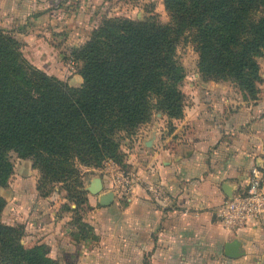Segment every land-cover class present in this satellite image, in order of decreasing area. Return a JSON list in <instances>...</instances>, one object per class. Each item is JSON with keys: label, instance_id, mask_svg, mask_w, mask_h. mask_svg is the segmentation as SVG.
<instances>
[{"label": "crops", "instance_id": "crops-1", "mask_svg": "<svg viewBox=\"0 0 264 264\" xmlns=\"http://www.w3.org/2000/svg\"><path fill=\"white\" fill-rule=\"evenodd\" d=\"M148 2L155 12L164 10L162 0H0V28L51 74L50 63L60 62L57 48L83 43L102 17L143 19ZM75 79L82 83L80 74ZM202 86L191 91L182 117L156 112L127 139L121 166L140 178L130 196L115 194L102 168H85L91 176L81 187L83 236L73 211L60 206L64 193L62 201L40 196L37 170L22 159L28 168L14 167L0 195L20 218L24 237L47 245L57 264H264V214L237 232L217 214L227 194L244 189L251 168L264 166V102L231 105L224 88ZM96 177L101 189H85ZM146 182L159 186L160 198ZM108 191L113 194L105 199ZM234 239L238 255L227 256L225 244Z\"/></svg>", "mask_w": 264, "mask_h": 264}, {"label": "trees", "instance_id": "trees-1", "mask_svg": "<svg viewBox=\"0 0 264 264\" xmlns=\"http://www.w3.org/2000/svg\"><path fill=\"white\" fill-rule=\"evenodd\" d=\"M169 22L152 8L141 20L102 17L89 37L69 48L80 86H69L32 63L24 46L0 28V187L13 172L10 153L30 160L36 188L48 196L65 191L61 208L72 210L83 236L86 192L80 166L100 168L106 159L124 166L121 135L132 136L153 110L182 117L183 65L177 42L191 32L197 68L211 80L231 79L254 98L260 80L255 55L264 49V0H162ZM264 183V170H263ZM70 203L75 207L70 208ZM6 204L0 195V213ZM23 228L0 221V264H57L44 243L24 246Z\"/></svg>", "mask_w": 264, "mask_h": 264}, {"label": "rangeland", "instance_id": "rangeland-1", "mask_svg": "<svg viewBox=\"0 0 264 264\" xmlns=\"http://www.w3.org/2000/svg\"><path fill=\"white\" fill-rule=\"evenodd\" d=\"M153 6L155 8V5L153 3L148 2V4L146 5V8L150 9ZM156 14H157L158 21H160L162 23L169 22L170 17L167 14V12L164 11L163 9L158 10L156 12ZM262 15H264V12L262 11L261 8H259V9L254 10V12L251 13L250 17L252 19H257L258 17H260ZM90 32L91 31H89V35H90ZM89 35H88V37H89ZM59 48H57V53H58L57 57H58L60 62L55 63V61H53V63H50V66L55 67L56 70H55V72H52L51 74L49 73V75H52V76L60 79L61 81L65 82L67 85L73 87V86L78 84V81H76L75 76L77 74H79V72H78L79 67L77 64H75V66H74V64L72 63V61L70 59V56L64 55V54L68 53L67 51H69V48H74V47L64 45V46H60ZM176 57H177L178 61L183 65V68H184V77L182 80L181 90L185 94L184 95L185 96V101H184L185 105H188V103L191 101V98H193L191 91H193L195 89H202L203 83L204 84L207 83L210 86H218L220 88H224V90H225L224 95L227 93L226 96H228L227 99L229 101H231V102H229V103H231V105L235 104V102L240 103L242 101L244 104H246V102L251 103L252 101H255V100L264 102V49H261L255 55V59L259 64L260 80L257 83V92H256V95L254 96V98H251L247 93H245L243 90H241L238 87V85L236 84V82L231 80V79L215 81V80H211V79H206L200 74V72L198 71V68H197L198 52L196 51L193 39H191V32H190V34H189V32H186L178 40L177 46H176ZM78 86H80V85L78 84ZM75 87H77V86H75ZM156 112H158L160 114L162 113L160 110H153L151 112V116H150L149 120H151L152 118L155 119L157 117L155 114ZM130 137L131 136H126V135L120 136L119 143H120L121 149L123 146H126V143H129V141H127V139H130ZM10 158H11V161H12L15 169H18L19 171H21L25 168H28V163L26 161L22 160L21 158L17 157L14 152L10 153ZM79 168L81 171V177H82L83 185H84L85 180H87V178L89 176H91V170H86L85 168H88V167H84V166H80ZM100 168H103V163H102V166ZM259 168L261 169V171L263 173L264 166L263 167L259 166ZM35 174H36V176H38V172H35ZM3 187H5V186L0 187V190ZM7 191H9V189L6 188L5 192H7ZM61 192L65 194V191L63 189L61 191L59 184H54L52 186V189H51L49 194H51V197H53L54 200L62 201ZM60 206H63V204L61 205V203H60ZM11 208H12L11 206L9 208H7V201H6V204L0 213V221L5 223V224H8V225H13L15 227L23 228L24 232H23L21 242L24 246H31L30 244H33V241H29V240H27L26 237H24L25 236V228L22 226V224L19 223L20 218H18L16 216V214H14V212Z\"/></svg>", "mask_w": 264, "mask_h": 264}, {"label": "built area", "instance_id": "built-area-1", "mask_svg": "<svg viewBox=\"0 0 264 264\" xmlns=\"http://www.w3.org/2000/svg\"><path fill=\"white\" fill-rule=\"evenodd\" d=\"M102 173L107 176L110 188L120 197L130 196L134 184L140 180L136 173L111 159L103 162ZM145 188L152 197L160 198L161 190L158 185L146 182ZM217 214L224 227L233 232L249 226L264 214L263 173L259 167L251 168L244 189L225 198Z\"/></svg>", "mask_w": 264, "mask_h": 264}, {"label": "water", "instance_id": "water-1", "mask_svg": "<svg viewBox=\"0 0 264 264\" xmlns=\"http://www.w3.org/2000/svg\"><path fill=\"white\" fill-rule=\"evenodd\" d=\"M100 178L96 177L89 186L85 187V189L89 190L90 192H97L98 190L101 189V186H100ZM113 192L112 191H108L104 197L105 199H108L112 196ZM228 196L227 197H231L232 194H227ZM238 246H239V242L234 239V240H231L229 242H227L225 244V254L227 256H236L238 255Z\"/></svg>", "mask_w": 264, "mask_h": 264}]
</instances>
